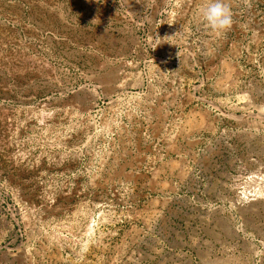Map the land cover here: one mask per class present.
<instances>
[{
    "label": "rangeland",
    "instance_id": "obj_1",
    "mask_svg": "<svg viewBox=\"0 0 264 264\" xmlns=\"http://www.w3.org/2000/svg\"><path fill=\"white\" fill-rule=\"evenodd\" d=\"M225 2L0 0V264H264V0Z\"/></svg>",
    "mask_w": 264,
    "mask_h": 264
},
{
    "label": "clouds",
    "instance_id": "obj_2",
    "mask_svg": "<svg viewBox=\"0 0 264 264\" xmlns=\"http://www.w3.org/2000/svg\"><path fill=\"white\" fill-rule=\"evenodd\" d=\"M202 16L218 34L230 31L235 23L233 11L225 0H208L207 6L202 9Z\"/></svg>",
    "mask_w": 264,
    "mask_h": 264
}]
</instances>
